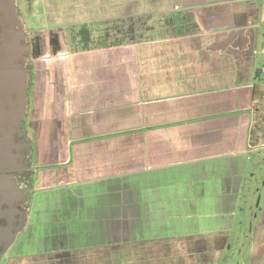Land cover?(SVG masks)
<instances>
[{"label": "crops", "instance_id": "0c3cea01", "mask_svg": "<svg viewBox=\"0 0 264 264\" xmlns=\"http://www.w3.org/2000/svg\"><path fill=\"white\" fill-rule=\"evenodd\" d=\"M22 2L54 138L1 264H264V183L248 257L225 258L264 151V0Z\"/></svg>", "mask_w": 264, "mask_h": 264}, {"label": "rangeland", "instance_id": "374dc122", "mask_svg": "<svg viewBox=\"0 0 264 264\" xmlns=\"http://www.w3.org/2000/svg\"><path fill=\"white\" fill-rule=\"evenodd\" d=\"M31 5V4H30ZM29 4L22 2V0H16L15 6L17 7V15L20 20V25L30 29V25L35 22L32 16L36 14L31 13L32 10ZM28 18V19H27ZM34 31V30H28ZM31 35V33H29ZM34 43V50L32 51V46H30L31 59L38 61L41 55L44 53L39 50L40 40L39 37L34 36L26 38V41ZM25 41V42H26ZM31 41V42H30ZM33 66V63H32ZM34 97V96H33ZM44 108L39 104V100L35 97V107L27 116V120H31V128L29 129L30 135L32 136V143L35 152L34 166H39L38 153L41 151V147L45 143V138H54V132L45 131V127L39 124V121L44 120ZM48 132V133H47ZM44 151V150H43ZM41 151V152H43ZM41 160V159H40ZM45 162V161H44ZM253 165L248 164L246 168V177L244 178L242 193L239 201L238 215L234 225L233 235L230 238L227 253H225V258L230 259L231 263H235V258H247L249 252V244L247 243L251 230V224H254V219L258 215L259 205L257 200H260L263 183H264V151L261 153H256L253 156ZM38 168V167H37ZM251 175V176H250ZM40 198L41 194L34 193L32 190L29 196V202H33L34 199ZM39 199V200H40ZM250 228V229H249Z\"/></svg>", "mask_w": 264, "mask_h": 264}, {"label": "flooded vegetation", "instance_id": "af4514ba", "mask_svg": "<svg viewBox=\"0 0 264 264\" xmlns=\"http://www.w3.org/2000/svg\"><path fill=\"white\" fill-rule=\"evenodd\" d=\"M15 1L16 0H11V6L15 10L14 15L18 17ZM13 29L14 31L20 30L23 32V43L25 46V41L26 38L29 37L30 31H28L26 27L20 25V20L14 25ZM22 68L25 69L24 54ZM30 95L31 93L26 91L25 87L24 111L22 117L27 106L31 104ZM18 127L13 142L11 143L9 153L3 156L4 158H0V264L6 256L10 246L24 230L27 219V207L30 203L29 196L33 189V187L31 189L29 187V178H32L33 172L37 169L33 164L35 159L34 146L32 147V144L30 146L28 142L30 138L24 136ZM16 229L18 231L14 235V239L7 245L9 234L14 233Z\"/></svg>", "mask_w": 264, "mask_h": 264}, {"label": "water", "instance_id": "95a60500", "mask_svg": "<svg viewBox=\"0 0 264 264\" xmlns=\"http://www.w3.org/2000/svg\"><path fill=\"white\" fill-rule=\"evenodd\" d=\"M11 0H0V158L11 147L24 111L27 72L22 68L24 34L14 31L19 22ZM9 234L8 244L17 233Z\"/></svg>", "mask_w": 264, "mask_h": 264}, {"label": "trees", "instance_id": "16d2710c", "mask_svg": "<svg viewBox=\"0 0 264 264\" xmlns=\"http://www.w3.org/2000/svg\"><path fill=\"white\" fill-rule=\"evenodd\" d=\"M30 51H31L30 43L27 40L25 42V50H24V66H25V69L27 70L26 91H29L31 93L32 88H33V66H32V59H31ZM257 73L259 74V71H257ZM257 73H256V76H257ZM31 108H32V105L29 104L27 106V108L25 109L24 115H23L22 119L19 122V127L18 128L21 130V133L24 136L30 138V139H28L29 140L28 142H29L30 146L32 144V147H33L32 136L30 135V132H29L28 127H27V123H28L27 116H28L29 111L31 110ZM29 185H30L29 187L31 189L32 185H33V179L31 177L29 178Z\"/></svg>", "mask_w": 264, "mask_h": 264}, {"label": "built area", "instance_id": "2783aa9c", "mask_svg": "<svg viewBox=\"0 0 264 264\" xmlns=\"http://www.w3.org/2000/svg\"><path fill=\"white\" fill-rule=\"evenodd\" d=\"M261 72L264 73V66L261 68Z\"/></svg>", "mask_w": 264, "mask_h": 264}]
</instances>
